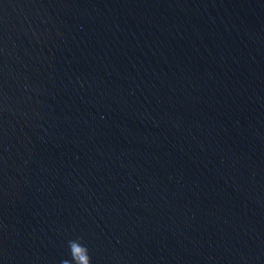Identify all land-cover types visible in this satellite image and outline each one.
<instances>
[{
    "label": "water",
    "instance_id": "95a60500",
    "mask_svg": "<svg viewBox=\"0 0 264 264\" xmlns=\"http://www.w3.org/2000/svg\"><path fill=\"white\" fill-rule=\"evenodd\" d=\"M264 264V0H0V264Z\"/></svg>",
    "mask_w": 264,
    "mask_h": 264
},
{
    "label": "clouds",
    "instance_id": "9594fccd",
    "mask_svg": "<svg viewBox=\"0 0 264 264\" xmlns=\"http://www.w3.org/2000/svg\"><path fill=\"white\" fill-rule=\"evenodd\" d=\"M71 260L64 259L61 264H90L88 250L79 240L69 241Z\"/></svg>",
    "mask_w": 264,
    "mask_h": 264
}]
</instances>
